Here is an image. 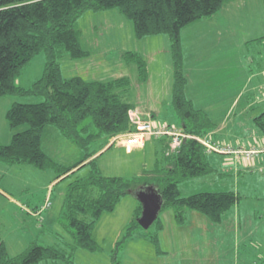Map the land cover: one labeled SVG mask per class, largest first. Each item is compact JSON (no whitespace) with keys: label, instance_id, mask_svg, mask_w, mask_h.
Returning a JSON list of instances; mask_svg holds the SVG:
<instances>
[{"label":"rangeland","instance_id":"obj_1","mask_svg":"<svg viewBox=\"0 0 264 264\" xmlns=\"http://www.w3.org/2000/svg\"><path fill=\"white\" fill-rule=\"evenodd\" d=\"M227 3L225 2L223 6L225 12L232 7ZM240 6H242V0L234 4V11ZM113 11L123 16L117 9L107 13L88 12L82 15L76 24L77 29L82 33V44L91 47V51L94 52L93 57L97 52L102 56L106 51L113 57L117 49L133 46L131 51L140 53L147 62L149 75L147 83H141L139 78L137 80L134 76L133 69L126 70L131 80L130 102L134 110L140 113L139 116L149 118L153 113L154 117L151 119L158 125L182 124L173 102L174 68L170 36L168 34H161L158 37L148 36L140 43L142 45L140 46L135 36L133 22L123 16L127 22V31L130 26L134 31V37L127 38V32L114 27L117 26L118 21L114 18ZM222 14L220 11L214 17L196 20L181 32L184 67L188 69L193 85V95L187 92V99L192 100L196 110H202L208 114L210 120L216 125L215 132L220 129L225 132L221 135L219 132L217 134L219 138L222 139L226 135L225 140L230 142L232 138L234 143L241 145L240 148L244 149L249 148L245 147L247 144L251 148L257 147L260 145L259 128L255 125L254 118L264 113V72L263 77L256 76L252 79L251 74L256 71V66L252 63V54L253 51H257L264 56V47L256 51L254 49L248 51L245 45L249 36L248 30H251V27L244 21L245 23L239 24L237 34L232 29L224 32L220 24ZM230 32L237 37L230 35L232 34ZM225 38H229L226 41L228 43H221ZM96 39H98V47L90 43ZM237 55H239V65L236 62ZM79 61L68 56L60 60L65 77H72L76 73L74 71L82 68V63ZM45 65L44 53L35 56L18 76L17 84L26 89L32 88L34 83L43 76ZM131 65L135 66L138 73L137 66ZM118 70L120 71V67ZM241 93L242 103H235L236 97ZM41 101H45L44 97L38 95L0 97V144L7 145L11 141L6 138V134L11 132V129L8 127L3 108H10L14 102L39 103ZM84 124H89L91 132L96 130L91 118ZM49 128L53 131H49L43 139L46 153L64 167L77 163L83 156L81 148L62 135L54 126ZM26 129L27 126L24 125L14 132ZM174 132L177 133L178 128L174 129ZM102 138L89 142L88 148L90 153L98 152L95 163L101 173L106 176L133 178L154 173L153 170L156 168H152L151 165L155 158L160 160V166L157 169L161 170L160 173L167 166L164 153L163 156L162 153L157 156L154 147L148 148L145 152L139 151L145 148L146 142L153 136L149 138L147 136L142 146L132 147L135 148L133 151H137L130 155L126 151V145L123 146L124 144L119 141L112 142L114 137ZM186 138L183 141H186ZM107 142H111L112 147L109 149L107 147L105 151L100 152ZM2 166H5L7 170L0 171V184L14 197L12 202L17 206L26 212L31 210L33 212V207L36 208L41 203V201L35 202L38 198L36 194L39 197L45 196L42 206L36 209L35 223L31 225L19 221L22 225L18 226L19 218L30 215L26 212L20 215L12 212L13 209L8 206V200L11 198L6 196L7 199H5L0 195V235L9 246L10 243L14 244L13 247L22 245L14 249L9 247L10 255H19L35 242L43 246L61 247L73 242L71 228L67 227V220L63 216V202L68 187L77 179L76 176L86 178L93 168L92 165L84 167L73 177L63 180H57L56 170L34 169L38 172L35 174L29 171L33 168L30 165L8 166L0 163L1 168ZM215 166L217 169L214 173L181 183L180 191L183 197L203 191L238 193L241 199L226 213L222 223L214 224L200 212L188 210L185 225L180 226L177 231L173 225L175 224L174 211L172 208H166L160 212L159 216L167 228L171 223V229L169 231L166 229V235L159 240L162 253L158 254L150 241L138 236L143 233L141 229L134 230L136 235L133 239L120 242L119 250L116 251V243L121 241L122 235L134 217L132 211L138 205L136 195L129 193L121 200L114 212L104 214L96 225L94 237L101 251L92 253L78 250L75 254V264H112L114 256L118 257L116 264H264V175L259 166L257 169L247 171L242 168L245 171L240 172L235 171L236 167L233 164L226 162L221 165L215 163ZM45 185L47 190L43 193ZM24 187L31 191L22 192ZM32 196L36 199L30 204L28 201ZM190 213L195 215L191 217ZM1 222L4 224L1 225ZM156 226L157 224H153L150 227V235L154 234ZM224 233L227 235L224 236ZM228 233L233 235L229 236ZM18 239H21V242L15 244ZM42 264L64 263L49 261Z\"/></svg>","mask_w":264,"mask_h":264},{"label":"trees","instance_id":"obj_2","mask_svg":"<svg viewBox=\"0 0 264 264\" xmlns=\"http://www.w3.org/2000/svg\"><path fill=\"white\" fill-rule=\"evenodd\" d=\"M228 0H2L0 1V97L38 95L45 101L39 103L14 102L6 113L11 130L26 125L27 129L15 132L7 145L0 144V163L8 166L30 165L39 170H56L57 180L73 177L84 167L92 165L89 175L76 176L67 190L63 202V216L71 228L73 242L61 246H43L32 243L26 250L11 256L5 241L0 237V264H42L63 262L75 264L78 250L92 253L101 251L94 237L96 225L104 214L112 213L129 193L143 187L154 186L162 195L164 206L172 208L177 224L184 225L187 212L198 211L214 224L223 222L229 210L241 199L234 191H203L182 196L180 184L192 178H201L216 171L217 158L227 154L208 152L199 139H214L215 123L207 113L196 110L187 99L189 78L185 73L181 32L196 20L213 17ZM117 9L134 24L135 36L141 40L148 36L168 34L171 39L174 87L173 102L180 117V128L187 135L178 149L171 150L170 139L164 156L167 166L160 173L142 174L133 178L106 176L97 167L98 152H89V142L94 139L113 138L136 130L130 118L134 110L129 101L130 78L120 77L108 82L87 81L81 76L65 77L60 60L65 56L73 60L85 59L90 52L83 48L77 21L88 12ZM44 53L46 65L43 76L32 88L17 84L22 70L37 55ZM124 58L138 68L141 82L148 80L147 62L140 53L127 51ZM91 118L96 130L90 131L84 122ZM255 125L264 133V113L254 118ZM54 126L62 135L74 141L82 150V158L64 167L50 157L43 148L47 128ZM103 139V138H102ZM108 144L106 143L105 147ZM241 146V145H239ZM112 145L108 147L111 148ZM238 147V146H237ZM247 147V146H246ZM215 160L214 159V157ZM223 162H221L222 164ZM262 173V171H261ZM263 174V173H262ZM142 204L138 201L134 217L118 241L127 242L138 236L150 241L157 253L159 235L164 228L160 216L153 235L138 223ZM116 256L112 264L117 262Z\"/></svg>","mask_w":264,"mask_h":264},{"label":"crops","instance_id":"obj_3","mask_svg":"<svg viewBox=\"0 0 264 264\" xmlns=\"http://www.w3.org/2000/svg\"><path fill=\"white\" fill-rule=\"evenodd\" d=\"M237 1H239V0H228L227 1L228 2L227 4L228 5L229 4L232 5V7L229 8V9H226L227 10L226 12L223 9L224 7L220 10L223 13L221 15L222 17H220V18H222V20L220 21L221 27L224 30V32L227 29H232V31L236 32V34H237V29L240 27L239 24H241L244 21H246V25L250 26L251 27V30H248L249 31L248 32L249 33V36H248V39L246 40L247 43H246L245 46L248 49V51H249V49H254L256 51V49H258L260 47H264V0H242V6H240V8H237L236 11H234L233 6H234V4H237ZM107 11H110V10H107ZM107 11H102L101 13H107ZM220 11L218 13H220ZM239 12L240 13L242 12V13L239 14ZM96 13H98V12H96ZM112 13L115 15L114 18L118 21L117 26H114V27H117L120 30H123L125 33L127 32V38H128V36H130L131 38H133L134 37V33H133L134 31L131 29V26H130L129 30L127 31V29H126L127 22H125L126 20H124L123 16L117 14L114 11ZM113 25H115V24H113ZM189 25H191V24H189ZM230 33H232L230 35H232L234 37H237V36H235V34L233 32H230ZM156 36L158 37L159 35H156ZM229 38H227V39L225 38V40H222L221 43H228L226 41H228ZM144 39L145 38H143L141 40L137 39V42L139 43L140 46H142L140 43L143 42ZM82 41L83 40H82V33H81V43H82ZM170 41H171V39H170ZM90 43H91L92 46H97L98 39H96L94 41H90ZM82 46H83V48H85L87 51L90 52V56L87 57V58H85V59H80L81 61L77 60V61H79V62L82 63V65H81L82 68L79 69L78 71H74L76 73L72 77H74V76H81L84 79H86L87 81L108 82V81H111V80H114V79H117V78H120V77H128L129 75L126 73V70L130 71L131 69H133L132 72L134 73V76H136V78L138 80V73H137V70H136L135 66L131 65L133 63H128L125 60V58H124V53L127 52V51H131V49L133 48V46L131 48H128L127 47V48L117 49L116 50V53H115V55L113 57L110 56V53H108V51H106L104 53V55H102V56L100 55V53L97 52V53H95V55L93 57L94 52L91 51V49H90L91 47L90 46L89 47H86L83 44H82ZM258 55L260 56L259 58L257 57ZM234 57L235 56H233V58ZM91 58H93L92 61L90 60ZM238 59H239V55H237V58H236V62L239 65ZM113 62H115V63L112 64ZM105 63H110V64H107L106 65ZM123 63H125V64H123ZM252 63L256 66V71L251 74L252 75V79H254V77H256V76H257V78H260L261 76L263 77L262 73L264 72V69H263V67H264V56L260 55V53H257V51L256 52L253 51V54H252ZM117 64H119L120 66H118ZM76 65H80V64H76ZM132 66L134 68H132ZM118 67H120V71L118 70ZM186 69L187 68H185V73H186V75L189 78V82H188V86H187V92L190 95H193V85H192V82H191L190 73H189L188 69L187 70ZM261 69H263V70L259 72V70H261ZM173 80H174V72H173ZM147 81H145V82L139 81V82H141V83H147ZM130 82H131V80H130ZM173 83H174V81H173ZM262 83H263V80H262ZM173 87H174V84H173ZM131 89H132V85L130 86V93H131ZM130 93H129V101H130V96H131ZM242 97H243L242 93L239 94L236 97L237 99L235 100V103H238V104L239 103H242V99H243ZM8 109L9 108H3L5 119H6V113H7ZM140 116H142V115H140ZM150 117L151 118L154 117L153 116V113H152V115ZM141 118L143 120H146V121H151L154 126H159V127L162 126V125H158V124L154 123L152 121V119L149 118L148 116L147 117H145V116L143 117L142 116ZM164 126H172V127H174V126H178V125L177 124H175V125L168 124V125H164ZM9 129H11V128L9 127ZM49 129L50 128H47V130L45 131V135L47 133H49V131L50 132L53 131V129H50V130ZM55 129H57V128H55ZM10 131L11 132H9L8 134H6V138L8 140H12V137H13V135L15 133L14 130H10ZM258 131H259L258 139H259V142H260V145H261V144H264V133L261 130H258ZM219 132H220V135L223 134V133H225V132H222L221 129L218 132H215L214 131L213 137H214V139L216 141L221 142V143H223V142L224 143H230V144H232L234 146H239V144H236V143H234L232 141L233 140L232 138H231L230 142H228L227 140H225V139H227V136L226 135H224L222 139L219 138L217 136V134ZM45 135H44V137H45ZM169 141H170V139L168 137H163V138H160V137H155L154 138L153 137L151 139H148V141L146 142L145 148L139 149V151L145 152L148 148L154 147V152L157 153V156H159V154L162 153L164 150L166 151V149H167L166 147L169 144ZM110 143L111 142H107L108 145L106 147L105 146L102 147L100 152L105 151V149L110 146ZM7 144H9V143H7ZM246 146L247 147H251V146H249V144L245 145V147ZM136 151L137 150H135V151H133L131 153H128V154L129 155L130 154H134V152H136ZM221 162H223V163L226 162L228 164H233L234 167H236L235 171H238V172L245 171V170L247 171V170H251V169H257L258 166H259L260 171H261L262 166H264V160H263V158H259V159H257V161H255V162L253 161L251 163H247V162L244 163L242 161H236L234 163L233 160H229L227 157L219 158V159L217 158V165H218V163H220V165H221ZM158 164H160V160L155 158L153 160V165H151V166H152V168H157ZM242 168H245V170L242 169ZM34 169H36V168H34V167L33 168H30L29 171H31V172H33L35 174L38 173ZM4 170H7V168L5 166H2V168L0 167V171L3 172ZM40 171H47V170H40ZM46 190L47 189H46V185H45L43 187V190H42L43 193ZM27 191L30 192L31 190L29 188H25V187L22 189V192H27ZM0 195L3 196L5 199H7L6 196H8V197L11 198V200H8V206L13 209L12 212H14L16 214H19V215H20V213H23L24 214L26 212V210H23L20 206H17L14 202H12V200L14 199V197L11 196L8 193L7 189H5L1 184H0ZM36 198H37V200L35 202L41 201V203L36 208L33 207V212H32V210L26 212V213H28V215H30L29 217L23 216L22 218H19V220H17L18 221V223H17L18 226H21L22 225L21 222H19V221H22L24 223H30L31 225L35 223L34 219L37 216L36 209H38V208H40V206H42L41 204H43V201H44L45 196H40L39 197L36 194ZM36 198L32 196V197L29 198V201L28 202L30 204H32L31 201L32 200H35ZM35 204H37V203H35ZM137 207H138V205H136L135 209H133V211H132L133 214L135 213V210H136ZM18 210H19V213H18ZM190 214H191V217H192V215H195L193 213H190ZM31 216L34 217V218H32ZM174 221H175V218H174ZM174 223H175V224H173L174 225V228L177 231H178V229H179L180 226H183V225L177 224L176 221ZM3 224H4V222H1V225H3ZM166 229H168V231L171 229V223L168 225V228H167V225L164 224V228L161 231V233L159 235V238H161L163 235H166V233H167V230ZM218 233L219 234H222V232H218ZM226 235L227 234L224 233V236H226ZM228 235L229 236H232L233 234L232 233H228ZM0 237L3 239V237L1 235H0ZM3 240L5 241V243H6L7 247H8V250H9V247L11 249H14L15 247L19 248L20 246H22V245H19V246L13 247L14 246L13 243H10V246H9L8 243L6 242V240L5 239H3ZM19 242H21V239H18L15 242V244H17ZM158 254H160V253H158Z\"/></svg>","mask_w":264,"mask_h":264},{"label":"built area","instance_id":"obj_4","mask_svg":"<svg viewBox=\"0 0 264 264\" xmlns=\"http://www.w3.org/2000/svg\"><path fill=\"white\" fill-rule=\"evenodd\" d=\"M130 118L133 124L136 126V130L132 134H123L114 137L113 143H122L123 146L127 147L126 151L128 153L132 152L136 147L135 146H142L145 144V138L149 137H162L168 136L172 138L171 141V150L178 149L184 138L187 137L183 131L178 128V132H174L175 127L172 126H154L151 121H144L140 118L139 114L135 110L130 111ZM202 144L207 147L208 152L216 151L221 154H227L232 156L234 159L242 161L244 163H251L257 161L259 158H263L264 160V144L259 146H253L252 148H240L241 146H231L220 144L217 142H211L207 137H203L199 139ZM132 147H135L134 149ZM262 147V148H259ZM261 171L264 175V166H262Z\"/></svg>","mask_w":264,"mask_h":264},{"label":"water","instance_id":"obj_5","mask_svg":"<svg viewBox=\"0 0 264 264\" xmlns=\"http://www.w3.org/2000/svg\"><path fill=\"white\" fill-rule=\"evenodd\" d=\"M134 194L142 204V214L138 219V223L147 230L158 219L164 206V200L154 186L143 187L138 191L136 190Z\"/></svg>","mask_w":264,"mask_h":264}]
</instances>
